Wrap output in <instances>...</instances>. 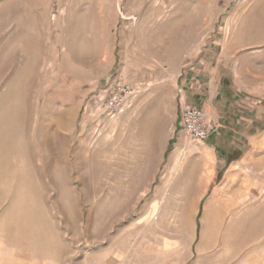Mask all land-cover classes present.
I'll list each match as a JSON object with an SVG mask.
<instances>
[{
  "label": "rangeland",
  "instance_id": "rangeland-1",
  "mask_svg": "<svg viewBox=\"0 0 264 264\" xmlns=\"http://www.w3.org/2000/svg\"><path fill=\"white\" fill-rule=\"evenodd\" d=\"M204 68L264 119V0H0V264H264V123L214 139L229 160L256 139L231 185L157 164ZM119 75L140 92L109 115ZM160 96L156 137L136 116Z\"/></svg>",
  "mask_w": 264,
  "mask_h": 264
},
{
  "label": "crops",
  "instance_id": "crops-1",
  "mask_svg": "<svg viewBox=\"0 0 264 264\" xmlns=\"http://www.w3.org/2000/svg\"><path fill=\"white\" fill-rule=\"evenodd\" d=\"M216 73L217 72L211 73L204 68L197 70L194 73H186L184 75L181 83L182 97L180 99V111L179 116L177 117L178 121H175L172 124V138L168 140L164 149L160 148L159 150H157L158 165L160 164L159 159H163V157L171 148L173 150L172 157H174L175 161L179 158L180 154L183 153V151L185 154L183 155L184 158L182 160V163H184V161L186 162L189 158L192 157L194 163L200 166L198 176L199 181L197 182V184L201 183V186L205 188L211 182L219 183L223 181L224 187L231 185V183L235 181L234 176L235 178H237L238 175L243 176L244 170L247 171L253 168L250 164H248L250 162H247V158L253 153L252 147L254 146L256 139H249V142H247V144L245 145V152L242 153L237 160H229V155L231 154L230 151L225 152L221 148H216L214 139H216V137H218L219 135H222L225 139H229L236 134L244 133V131L252 132L257 128V126L259 128L260 125L264 123V119H262L261 116H257L261 114V111L258 113V111L256 112L254 108L247 109L245 107L242 108L243 111L234 110L235 107H237V104L233 102L236 98L235 88L229 85L226 79L223 78L224 76L222 74H220L219 72L218 74ZM119 77L125 79L123 76L119 75ZM139 92L140 89H138V91L137 89H135L133 96L128 102V105L120 113H124L133 105H135V99ZM156 101L157 105L155 109L151 110V113L149 115H147L149 112H144L148 104L146 106L142 104V110L136 116V127L137 129H142L148 126L147 128L150 129V133L153 135H157L156 137H158L159 135L156 134V130L161 129L162 127L161 120L163 114L165 113V108L162 96H160ZM189 104L199 107L202 110L205 118H207L211 122H216L219 126L217 134L209 138L210 142H208L209 139L206 141H202L199 143L202 144L198 147H191L190 145H186V137L178 134L184 132L181 126L180 118L182 108L184 107V105ZM247 104L248 103L246 102L245 105ZM235 111L240 113L241 116L237 117L235 115ZM146 115L148 116V118ZM251 134L254 133L252 132ZM246 154H248V156ZM180 166L182 168L184 165H181L180 162ZM219 172L221 173L219 178L220 180L217 181V173ZM202 191L200 190L199 194H197L195 190L193 196H197V199H199Z\"/></svg>",
  "mask_w": 264,
  "mask_h": 264
},
{
  "label": "built area",
  "instance_id": "built-area-1",
  "mask_svg": "<svg viewBox=\"0 0 264 264\" xmlns=\"http://www.w3.org/2000/svg\"><path fill=\"white\" fill-rule=\"evenodd\" d=\"M133 94L134 90L125 79L115 77L108 86L104 112L109 115L120 114ZM180 118L183 131L193 142L206 141L217 134L218 124L205 118L202 110L195 105H184Z\"/></svg>",
  "mask_w": 264,
  "mask_h": 264
},
{
  "label": "trees",
  "instance_id": "trees-1",
  "mask_svg": "<svg viewBox=\"0 0 264 264\" xmlns=\"http://www.w3.org/2000/svg\"><path fill=\"white\" fill-rule=\"evenodd\" d=\"M220 174H221L220 172H219V173H217V178H216V179H217V181H219V180H220V179H219V178H220ZM199 209H200V207H199ZM199 214H200V212L198 213L197 219H198V217H199ZM197 219H196V220H197Z\"/></svg>",
  "mask_w": 264,
  "mask_h": 264
},
{
  "label": "bare ground",
  "instance_id": "bare-ground-1",
  "mask_svg": "<svg viewBox=\"0 0 264 264\" xmlns=\"http://www.w3.org/2000/svg\"><path fill=\"white\" fill-rule=\"evenodd\" d=\"M198 155H199V154H198ZM203 174H204V173H203ZM204 175H205V174H204ZM208 178H209V177H208ZM208 178H207V179H208ZM207 179H206V180H207Z\"/></svg>",
  "mask_w": 264,
  "mask_h": 264
}]
</instances>
